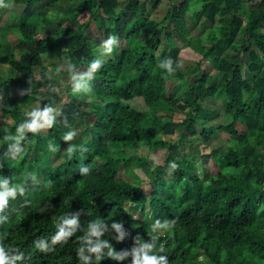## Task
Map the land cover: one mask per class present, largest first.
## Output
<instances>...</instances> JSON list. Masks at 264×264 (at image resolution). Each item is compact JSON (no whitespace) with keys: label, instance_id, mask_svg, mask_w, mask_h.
<instances>
[{"label":"trees","instance_id":"obj_1","mask_svg":"<svg viewBox=\"0 0 264 264\" xmlns=\"http://www.w3.org/2000/svg\"><path fill=\"white\" fill-rule=\"evenodd\" d=\"M9 1L24 14L0 8L4 264H264V0H169L163 20L151 13L164 0ZM39 3L44 12L25 10ZM7 10L14 18L1 22ZM187 13L210 24L192 35ZM109 36L118 43L98 60ZM185 47L201 55L187 66ZM63 52L74 89L32 131V113L62 101L43 57ZM169 79L188 82L184 98ZM215 131L230 137L210 148L214 167L201 176L192 149ZM143 145L167 148L165 162L132 164L127 153ZM144 162L151 191L125 176Z\"/></svg>","mask_w":264,"mask_h":264},{"label":"rangeland","instance_id":"obj_2","mask_svg":"<svg viewBox=\"0 0 264 264\" xmlns=\"http://www.w3.org/2000/svg\"><path fill=\"white\" fill-rule=\"evenodd\" d=\"M171 4V1H167L164 0L159 6L158 8H156L154 11H152V16L157 18L158 20H163L164 15L167 11L168 5ZM9 8H11V10L15 11V19L18 20L20 18L21 14H24V7L15 5L12 1H9L7 4ZM43 5L44 3H39L36 4L32 7H25V10L29 13L32 10H36L39 9L41 12H44L43 9ZM13 11V12H14ZM25 11V13H27ZM89 10H85L84 12H82L79 16V20L80 21H85L88 19L90 13L88 12ZM97 11H99L97 9ZM3 20L1 22H4L6 19H13L14 17L9 15V11L7 10L5 12V15L2 17ZM186 21L188 23V26L191 30V34L192 35H198L199 33H201L202 31L205 30V27L208 26L210 23L206 22L204 24L201 25H194L193 21H192V14L191 13H187L186 14ZM124 21L120 22V24H124ZM103 26L107 27L110 24H112V22L108 19H103L102 21ZM95 25L93 24L92 26V31L95 35L96 38H98L97 32L95 33ZM168 28H170L169 25H167ZM53 28V26H52ZM52 31H56V28H53ZM10 39L15 40L17 38V36L14 33H11L9 35ZM164 36H162L163 38ZM144 37L140 36L138 38V42L140 44L143 43ZM96 57L98 60H105L107 59V56H109L111 53L108 52L107 50L104 49L103 46H100L98 48H96ZM47 54H44V62L46 64H48L52 69V72L54 74V77L56 78L55 81V87L59 89V93L60 96L62 98V101L59 100L56 102L54 107L51 106H47L46 110H48V112L50 114H52L54 111L58 112L61 108L62 102H64L65 100L69 99V92H71L74 88L70 87L67 88L66 85L68 83H70V76L65 74L64 68L66 65V62L68 60L67 58V53L63 52L62 54H56L53 57H46ZM181 62L183 65H189L190 63H192L193 61L198 60L201 55H199L198 53L194 52L190 47H185L183 48V50L181 51ZM245 57H248V54L244 55ZM206 67V68H211V65L209 64L208 61H205L202 63V68ZM189 86L188 82L186 81H177L175 79H169L168 81V90L171 89H175L178 94L184 98V91L186 90V88ZM62 88V89H61ZM82 90L83 86L81 87ZM49 99V98H46ZM38 102H42V99H40ZM223 100L220 99L219 102L217 103L218 107H222L223 106ZM223 116H226L227 118V113L222 112ZM175 120H181V115H175ZM161 134L162 136L169 138L174 137L173 135H175L176 133V128H175V123L170 121L167 122L165 124V127H163L161 129ZM73 137H75L74 135H72ZM230 136L225 133V132H219V131H215L213 134V137L211 138L210 141H205L204 139L200 138L196 144V146L194 147V149H192L195 153V159L194 162H196L197 164V171L201 174V176H203V169L206 168L208 165L210 167H214V160H210V163L207 162V159H209L210 156V148L214 147V146H222L225 145V141L229 138ZM216 143V144H215ZM183 151L181 149H177L176 150V154L183 156ZM168 154V149L167 148H160V149H154L152 148L150 145H143L142 147L135 149L134 152H128L127 155H131L133 156L132 158H130L132 164H136L138 160H144V158H147L149 160H155L159 163H164L166 160V156ZM148 160V161H149ZM149 164V163H148ZM146 162H144L141 166H133V172H135V174H132V176H130V174H128L127 168L124 167L122 170L124 172H126L125 176L126 178H129L130 180L133 179L135 180V176H139L140 177V184L146 189L151 191L153 189V183L152 180L150 179V172H151V166L148 165ZM4 183L3 178L0 176V185H2ZM135 216L137 217H142V211L138 210L134 212Z\"/></svg>","mask_w":264,"mask_h":264},{"label":"clouds","instance_id":"obj_3","mask_svg":"<svg viewBox=\"0 0 264 264\" xmlns=\"http://www.w3.org/2000/svg\"><path fill=\"white\" fill-rule=\"evenodd\" d=\"M8 5L5 4V0H0V8L7 7ZM118 40L115 36H109V38L104 42L103 47L108 52H113V45L117 44ZM160 67L166 68L168 70V73L171 74L175 71V69L172 67V60L166 59L164 62L161 63ZM177 67H182V65L178 64ZM101 68V63L99 61H94L91 63V69L89 75L91 73H96ZM34 119L31 122V124L27 125V127L32 130L36 131L37 129L43 127L45 124L50 125L51 119L49 117L48 110H45L43 112H33L32 113ZM40 121H43L44 124H41ZM72 134L69 133L68 135L64 136V139H71ZM175 167V164L173 165ZM8 195V193H5L3 195H0V207H3V205L6 203L5 196ZM0 264H4V257L3 255H0ZM147 264H154V261L149 260Z\"/></svg>","mask_w":264,"mask_h":264}]
</instances>
